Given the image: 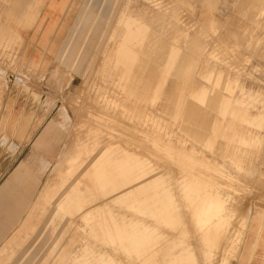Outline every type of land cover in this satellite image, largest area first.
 I'll return each mask as SVG.
<instances>
[{
	"label": "rangeland",
	"instance_id": "1",
	"mask_svg": "<svg viewBox=\"0 0 264 264\" xmlns=\"http://www.w3.org/2000/svg\"><path fill=\"white\" fill-rule=\"evenodd\" d=\"M69 6L58 28L63 39L0 41V75L19 82L0 89V115H9L0 120V141L8 143L0 144V164L29 157L17 143H29L46 123L57 137L54 161L37 150L30 156L52 165L3 256L24 264H171L184 251L180 243L194 248L189 256L197 264L220 246L217 264H264V0H70ZM30 49L38 50L33 59ZM19 65L21 72H12ZM6 97L20 104L4 103ZM20 128L29 135L18 136ZM206 190L213 201L205 200L204 220L217 227L198 214L204 208L196 198Z\"/></svg>",
	"mask_w": 264,
	"mask_h": 264
},
{
	"label": "crops",
	"instance_id": "2",
	"mask_svg": "<svg viewBox=\"0 0 264 264\" xmlns=\"http://www.w3.org/2000/svg\"><path fill=\"white\" fill-rule=\"evenodd\" d=\"M69 3L70 0H0V41L20 42L45 39L52 43L63 39V32L58 33V28L62 21L67 19L64 16H67L65 13L67 14L70 7ZM38 25L40 32H36ZM42 29H45L44 32H41ZM34 50L28 51L31 59L35 55ZM37 56H41V54L39 53ZM3 70L2 60L0 61V73ZM12 72L20 73L21 65L14 67ZM17 83L19 82L15 84L4 82L0 75V89L7 87L17 89L19 88ZM7 84L8 86H6ZM18 99L14 98L13 100L6 97L4 103L10 104L9 100H13V104L19 105ZM8 119V114L0 115L1 121ZM29 120L34 121L33 118ZM46 125L47 123L33 135L29 143L24 145L17 143V146L19 152L23 150L30 156L37 150L41 155L43 154L45 161L50 163L57 157V137L51 128H46ZM22 129L24 128L19 129L18 136L25 135L24 130L21 131ZM28 133L25 137L29 135ZM0 136L2 138L3 133ZM0 144L4 146L8 143L2 144L0 141ZM30 156L22 157L14 164H0V254H2L0 255V264H24L20 261V257L16 261L10 262L8 257L3 256L2 250L9 244L13 234L22 231L27 213L41 190L43 180L52 165L41 164V162L38 164L31 160Z\"/></svg>",
	"mask_w": 264,
	"mask_h": 264
},
{
	"label": "bare ground",
	"instance_id": "3",
	"mask_svg": "<svg viewBox=\"0 0 264 264\" xmlns=\"http://www.w3.org/2000/svg\"><path fill=\"white\" fill-rule=\"evenodd\" d=\"M129 2H130V1H129ZM160 4H161V3H160ZM123 10H124V9H123ZM180 15H181V14H180ZM122 16H123V15H122ZM124 16H125V15H124ZM182 16H183V15H182ZM190 16H191V14H190ZM82 17H83V16H82ZM180 17H181V16H180ZM180 17H179V18H180ZM184 18H185V17H184ZM184 18L182 19V21L184 20ZM125 19H127V17H126ZM120 20H121V18H120ZM126 21H128V20H126ZM186 22H187V21H186ZM216 23H217V22H216ZM121 24H122V23H121ZM127 24H128V23H127ZM187 24H189V23H187ZM190 24H191V23H190ZM211 24H213V23H211ZM214 25H215V24H214ZM214 25H213V26H214ZM216 28H217V27H216ZM75 30H76V29H75ZM145 33H146V32H145ZM153 36H154V35H153ZM157 36H158V35H157ZM156 38H157V37H156ZM154 40H155V39H154ZM109 41H112V40H108V42H109ZM134 41H135V40H134ZM113 42H114V38H113ZM131 43H132V42H131ZM106 44H107V43H106ZM108 44H109V43H108ZM110 44H111V43H110ZM112 45H113V44H112ZM127 45H128V44H127ZM148 45H149V44H148ZM105 50H106V49H105ZM115 51H116V50H115ZM107 54H108V53H107ZM140 54H141V53H140ZM138 55H139V54H138ZM107 56H108V55H107ZM107 56H106V57H107ZM125 56H126V55H125ZM134 57H135V56H134ZM104 58H105V57H104ZM137 58H138V57H137ZM141 58L143 59V57H141ZM105 59H106V58H105ZM102 60H103V59H102ZM137 60H138V59H137ZM103 63H104V62H103ZM101 64H102V62H101ZM118 64H119V63H118ZM245 64H246V63H245ZM125 65H126V64H125ZM102 66H103V65H102ZM139 67H140V66H139ZM143 67H144V66H143ZM143 67H142V68H143ZM128 69H129V68H128ZM131 69H133V68H131ZM133 72H134V71H133ZM134 73H135V72H134ZM132 76H133V75H132ZM134 76H135V74H134ZM137 76H138V75H137ZM120 78H121V77H120ZM133 79H134V78H133ZM128 80H129V79H128ZM121 82H123V81H121ZM97 83H99V82H97ZM153 87H154V86H153ZM109 89H110V88H109ZM89 92H90V91H89ZM122 93H123V92H122ZM132 93H133V92H132ZM128 94H129V93H128ZM130 95H131V94H130ZM130 95H128L127 97H130ZM86 96H87V95H86ZM131 96H132V95H131ZM143 99H144V98H143ZM140 100H141V99H140ZM144 100H145V99H144ZM105 101H106V100H105ZM138 101H139V100H138ZM147 101H148V100H147ZM139 102H140V101H139ZM102 103H103V102H102ZM146 103H147V102H146ZM144 108H146V106H145ZM148 109H149V108H148ZM150 109H151V108H150ZM150 109H149V110H150ZM145 111H146V110H145ZM102 112H103V111H102ZM105 112H106V111H105ZM111 112H112V111H111ZM155 112H156V111H155ZM157 112H158V111H157ZM161 114H162V113H161ZM159 116H160V115H159ZM92 117H93V116H92ZM168 117H169V115H168ZM167 119H168V118H167ZM97 120H98V119H97ZM171 122H172V121H171ZM148 123H150V122H148ZM156 123H157V122H156ZM108 124H109V123H108ZM255 124H256V123H255ZM151 126H153V125H151ZM155 126H156V125H155ZM157 127H158V126H156V128H157ZM150 130H151V129H150ZM142 132H143V131H142ZM145 132H146V131H145ZM152 132H153V131H152ZM158 132H159L160 134L163 133V132L161 133L160 130H158ZM143 133H144V132H143ZM144 134H145V133H144ZM168 134H169V133H168ZM107 135H108V134H107ZM132 135H133V134H132ZM135 135H136V134H135ZM158 135H159V134H158ZM141 136H142V135H141ZM162 136H163V135H162ZM164 136H165V135H164ZM150 137H151V136H150ZM153 137H154V136H153ZM158 137H159V136H158ZM171 137H172V136H171ZM105 138H106V137H105ZM134 138H136V137H134ZM139 138H141V137H139ZM142 138H145V139H146L147 137H142ZM155 138H156V137H155ZM163 138H164V137H163ZM151 139H152V138H151ZM151 139H150V141H151ZM174 139H175V138H174ZM132 140H133V139H132ZM136 140H138V139H136ZM139 140H140V139H139ZM139 140H138V142H141V141H139ZM152 140H153V139H152ZM160 140H162V139H160ZM175 140H176V139H175ZM133 142H134V140H133ZM136 142H137V141H136ZM164 142H165V141H164ZM164 142H163V143H164ZM167 142H168V141H167ZM141 143H142V142H141ZM141 143H140V144H141ZM150 143H151V142H150ZM155 144H156V143H155ZM181 144H182V143H181ZM103 145H105V144H103ZM121 145H122V144H121ZM145 145H146V143H145ZM174 145H176V142H175ZM106 146H107V145H106ZM106 146H105V147H106ZM142 146H143V145H142ZM151 146H152V145H151ZM159 146H160V145H159ZM163 146H164V145H163ZM166 146L169 147L168 145H166ZM107 147H108V146H107ZM138 147H139V146H138ZM180 147H181V146H180ZM144 148H145V147H144ZM148 148L150 149V147H148ZM154 148H157V147L154 146ZM154 148H153V150H155ZM162 148H163V147H162ZM105 149H106V148H105ZM132 149H133V148H132ZM132 149H131V150H132ZM151 149H152V148H151ZM151 149H150V150H151ZM157 149H158V148H157ZM170 149H172V148H170ZM258 149H259V148H258ZM122 150H123V149H122ZM133 150H134V149H133ZM133 150H132V151H133ZM163 150H164V148H163ZM167 150H168V149H167ZM92 151H93V150H92ZM128 151H130V150H128ZM132 151H130V154H131ZM145 151H147V150H145ZM156 151H157V150H155V152H156ZM170 151H171V150H170ZM174 151H175V150H174ZM180 151H181V149H180ZM147 152H148V151H147ZM153 152H154V151H153ZM166 152H167V151H166ZM133 153H135V152H133ZM138 153H139V152H138ZM148 153H149V152H148ZM150 153H151V152H150ZM157 153H159V152H157ZM168 153H169V152H168ZM168 153H167V154H168ZM174 153H175V152H174ZM180 153H181V152H180ZM143 154H144V153H143ZM151 154H152V153H151ZM151 154H150V156L153 155V154H152V155H151ZM171 154H172V153H171ZM81 155H82V154H81ZM81 155H80V156H81ZM88 155H89V154H88ZM115 155H116V153H115ZM154 155H155V153H154ZM76 156H77V155H76ZM138 156H139V154H138ZM140 156H141V155H140ZM159 156H160V155H159ZM161 156H162V154H161ZM163 156H165V154H164ZM176 156H177V155H176ZM176 156H175V158H178V157H176ZM178 156H181V155H178ZM85 157H86V156H85ZM85 157H84V158H85ZM113 157H114V156H113ZM116 157H117V156H116ZM154 157H155V156H154ZM183 157H184V156H183ZM79 158H80V157H79ZM84 158H83V159H84ZM89 158H90V157H89ZM144 158H145V157H144ZM144 158H143V159H144ZM147 158H148V157H147ZM147 158H146V159H147ZM152 158H153V156H152ZM152 158H150V159H152ZM168 158H170V157H168ZM171 158H172V156H171ZM190 158H191V157H190ZM75 159H76V158H75ZM81 159H82V158H81ZM81 159H79V160H81ZM83 159H82V160H83ZM93 159H94V158H93ZM111 159H112V158H111ZM115 159H116V158H115ZM115 159H114V160H115ZM150 159H149V160H150ZM158 159H159V157L157 158V160H158ZM160 159H161V157H160ZM160 159H159V160H160ZM178 159H179V158H178ZM178 159H177V160H178ZM180 159H181V158H180ZM73 160H74V159H73ZM73 160H72V161H73ZM82 160H81V161H82ZM94 160H95V159H94ZM141 160H142V159H141ZM181 160H182V159H181ZM87 161H88V160H87ZM139 161H140V159H139ZM145 161H146V160H145ZM145 161H144V162H145ZM166 161L169 162L168 160H166ZM75 162H76V161H75ZM85 162H86V161H85ZM116 162H117V161H116ZM176 162H177V161H176ZM99 163H100V162H99ZM155 163H156V162H155ZM157 163H158V162H157ZM109 164H110V163H109ZM113 164L115 165V163H113ZM149 164H150V163H148V165H149ZM176 164H178V163H176ZM179 164H181V163H179ZM75 165H76V167H77V164H74V166H75ZM82 165H84V164L82 163ZM82 165H81V166H82ZM92 165H93V164H92ZM107 165H108V164H107ZM116 165H117V164H116ZM172 165H173V163H172ZM78 166H80L79 163H78ZM102 166H103V165H102ZM118 166H119V164H118ZM121 166H122V165H120V167H121ZM82 167H83V166H82ZM93 167H94V166H93ZM100 167H101V166H100ZM103 167H105V166H103ZM103 167H101V168H103ZM174 167H175V165H174ZM89 168H90V166H89ZM94 168H95V167H94ZM94 168H93V169H94ZM97 168H99L98 165H97L96 169H97ZM112 168H113V167H112ZM175 168H176V167H175ZM83 169H84V168H83ZM87 169H88V168H87ZM104 169H105V168H104ZM116 169H117V168H116ZM142 169H143V168H142ZM84 170H85V169H84ZM98 170H99V169H98ZM59 171H60V170H59ZM91 171H92V170H91ZM114 171H116V170H113V172H114ZM171 171H172V170H171ZM89 172H90V171H89ZM89 172H88V173H89ZM93 173H95V172H93ZM170 173H171V172H170ZM173 173H174V171H173ZM175 173H176V172H175ZM91 174H92V172H91ZM97 174H98V173H97ZM119 174H120V173H119ZM92 175H94V174H92ZM103 175H104V174H103ZM103 175H102V176H103ZM115 175H117V174H115ZM170 175H171V174H170ZM99 176H100V174H99ZM93 177H94V176H93ZM96 177L98 178V176H96ZM170 177H171V176H170ZM170 177H169V178H170ZM176 177H177V175H176ZM176 177H175V178H176ZM101 178H103V177H101ZM118 178H119V177H118ZM82 179H83V178H82ZM122 179H123V178H122ZM177 179H178V178H177ZM98 180H100V178H99ZM187 180H188V179H186V181H187ZM180 181H181V180H180ZM193 181H194V180H192L191 182H193ZM142 182H143V181H142ZM169 182H170V181H169ZM175 182H176V181H175ZM181 182H183V180H182ZM181 182H180V184H182ZM189 182H190V181H189ZM191 182H190V183H191ZM194 182H195V181H194ZM198 182H199V181H198ZM98 183H99V182H98ZM166 183L168 184V182H166ZM184 183H185V182H184ZM184 183H183V185H181V187L184 186V185H186V183H188V182H186L185 184H184ZM195 183H196V182H195ZM175 184H176V183H175ZM77 185H78V184H77ZM104 185H105V183H104ZM192 185H194V184H192ZM192 185H191V186H192ZM198 185H199V184H198ZM81 186H82V184H81ZM105 186H106V185H105ZM76 187H78V186H76ZM79 187H80V186H79ZM84 187H86V186L84 185ZM100 187H101V186H100ZM145 187H146V186H145ZM193 187H194V186H193ZM195 187H196V186H195ZM199 187H200V186H199ZM102 188H103V187H102ZM188 188H189V187H188ZM197 188H198V187H197ZM84 190H85V189H84ZM177 190H178V189H177ZM190 190H191V188H190ZM190 190H189V193H190ZM112 191H113V190H112ZM174 191H175V190H174ZM174 191H173V192H174ZM195 191H196V190H195ZM177 192H178V191H177ZM206 192H207V190H206ZM208 192H210V191H208ZM208 192H207L206 194H204L202 197H200V194H201V193H200L199 196H198L196 199H197V200H200L202 203H207V201H208V202L210 201L211 204H212L213 199H212V201H211L209 198H207V197H208V194H210V193H208ZM211 192H212V191H211ZM192 193H194V192H192ZM107 194H108V193H107ZM109 195L111 196V194H109ZM115 195H116V194H115ZM164 195H165V194H164ZM211 195H213V193H211ZM217 196H218V194H214V198L216 197V199H218ZM94 197H95V196H94ZM114 197H115V196H114ZM192 197H194V196H192ZM218 197H219V196H218ZM187 198H188V197H187ZM210 198H212V196H210ZM206 199H209V200L205 201ZM219 199H220V201H221L222 197L220 196ZM187 200H188V199H187ZM197 200H196V201H197ZM214 201H215V200H214ZM217 201H218V200H217ZM217 201H216L215 206H217V204H219V203H217ZM121 202H122V201H121ZM183 202H185V201L183 200ZM186 202H187V201H186ZM191 202H192V201H191ZM210 202H209V204H210ZM218 202H219V201H218ZM178 203H179V202H178ZM188 203H189V202H188ZM197 203L200 205L199 201H198ZM202 203H201V206H202V208H204V209H202V210H203V213L201 214V213L199 212V211H202V210H200V209L198 210V208H200L199 205H198V207H197L195 210H198L197 213L199 212L198 214H199L200 216H202L201 218L204 220V219H206V216H208V215H206V211H208V210H207V206H208L209 204L207 203V204L205 205V204H202ZM172 204H173V203H172ZM211 204H210V205H211ZM177 205H178V204H177ZM177 205H176V206H177ZM188 205H190V204H188ZM193 206H194V205H193ZM196 206H197V205H195V207H196ZM215 206L213 207L214 209L216 208ZM219 206H220V205H218V207H219ZM150 207H151V206H150ZM191 207H192V206H191ZM165 208H166V207H165ZM221 208H222V205L220 206V209H221ZM216 209H217V208H216ZM85 210H86V209H85ZM88 210H89V208H88ZM164 210H165V209H164ZM167 210H168V209H167ZM191 210H192V209H191ZM193 211H194V210H193ZM215 211H216V210H215ZM86 212H88V211H86ZM146 212H147V211H146ZM169 212H170V211H169ZM185 212H186V211H185ZM80 213H81V212H80ZM88 213H89V212H88ZM88 213H86V214L88 215ZM171 213H172V212H171ZM178 213H179V212H178ZM178 213H177V214H178ZM188 213H189V212H188ZM195 213H196V211H195ZM89 214H91V213H89ZM97 214H98V213H97ZM182 214H183V213L181 212V214L179 213L178 215H180V217H181ZM185 214H186V213H185ZM209 214H210V213H209ZM213 214H214V213H213ZM222 214H223V213H222ZM178 215H176V216H178ZM186 215H187V214H186ZM186 215H185V216H186ZM190 215L192 216L193 214H190ZM195 215H197V214H194V216H195ZM224 215H225V214H224ZM83 216H84V215H83ZM85 216H86V215H85ZM194 216H193V220L196 221L197 218L199 219V217L196 218V217H194ZM209 216H210V215H209ZM212 216H213V215H212ZM212 216H211V217H212ZM225 216H226V215H225ZM225 216H223V217H225ZM170 217H171V216H170ZM172 217H173V216H172ZM186 217H187V216H186ZM188 217H189V216H188ZM221 217H222V216H221ZM164 218H165V217H164ZM178 218H179V217H178ZM194 218H195V219H194ZM227 218H228V217H227ZM180 219H181V218H180ZM187 219H188V218H187ZM189 219H190V218H189ZM198 219H197V220H198ZM56 220H57V219H56ZM174 220H175V219H174ZM176 220H177V219H176ZM184 220H185V219H184ZM203 220H202V222H203ZM209 220L211 221V219H209ZM209 220H208V221H209ZM212 220H213V219H212ZM227 220H228V219H227ZM164 221H166V220L164 219ZM185 221H186V220H185ZM185 221H183V223H184ZM188 221H189V220H188ZM205 221H206V220H204V222H205ZM208 221H206L205 224H206ZM228 221H229V220H228ZM189 222H191V221H189ZM192 222H194V221H192ZM192 222H191V224H192ZM196 222H197V221H196ZM198 222H199V220H198ZM198 222H197V225H198ZM202 222H200V224H201ZM204 222H203V223H204ZM211 222H212V221H211ZM225 222H226V224H227V221H225ZM194 223H195V222H194ZM194 223H193L192 225L195 226ZM209 223H210V222H209ZM214 223H215V221H214ZM229 223H230V222H229ZM188 224H189V223H188ZM188 224H187V225H188ZM211 224H213V222H212ZM215 224H216V223H215ZM66 225H68V224H66ZM180 225H181V224H180ZM192 225H191V226H192ZM197 225H196V226H197ZM208 225H209V224H207V226L205 225L204 230H206V227L208 228ZM230 225L232 226L231 223H230ZM185 226H186V224H185ZM196 226H195V227H196ZM198 226H201V227H202L203 225H198ZM198 226H197V227H198ZM213 226H215V225L213 224ZM213 226L211 227V230H212V229H215ZM227 226L229 227V225H227ZM66 227H67V226H66ZM71 227H72V226H71ZM195 227H193V228H195ZM197 227H196V230H197ZM201 227H198V229L201 228ZM203 227H204V226H203ZM203 227H202V229H203ZM215 227H217V226H215ZM225 227H226V226H225ZM230 228H231V227H229V229H230ZM34 229H35V228H34ZM34 229H33V230H34ZM190 229H191V228H190ZM202 229H199V230H201V231L198 230V231H197V234H198V232H200V233L202 234V231H203ZM231 229H232V228H231ZM243 229H244V228H243ZM27 230H28V229H27ZM172 230H173V229H172ZM175 230H176V229H175ZM180 230H181V229H180ZM216 230L218 231V233H220V231H219L220 229L218 230V229L216 228ZM41 231H42V230H41ZM190 231H191V230H190ZM193 231L196 232L195 229H194ZM207 231H208V230H207ZM207 231H206V232H207ZM217 231H216V234H217ZM226 231H227V228H226ZM235 231H236V230H235ZM235 231H234V232H235ZM229 232H230V230H229L228 232H226V233H229ZM234 232H233V233H234ZM33 233H34V232H33ZM173 233H174V232H173ZM226 233H225V235H226ZM242 233H243V232H242ZM151 234H152V233H151ZM193 234H194V233H193ZM195 234H196V233H195ZM195 234H194V235H195ZM204 234H205V233H204ZM221 234H223V233L221 232ZM235 234H237V233H235ZM38 235H39V234H38ZM176 235H177V234H176ZM194 235H193V237H195ZM223 235H224V234H223ZM225 235H224V236H225ZM229 235H230V233H229ZM233 235H234V234H233ZM152 236H153V235H152ZM161 236H162V235H161ZM174 236H175V235H174ZM178 236H179V235H178ZM197 236H198V235H197ZM197 236H196V237H197ZM215 236L217 237V235H215ZM224 236H223V237H224ZM227 236H228V235H227ZM231 236H232V234L229 236V238H230ZM237 236H238V235H236V236H234V237L232 236V237L235 238V237H237ZM25 237H26V236H25ZM171 237H172V236H171ZM171 237H170V238H171ZM185 237H186V236H185ZM185 237H184V239H185ZM189 237H190V236H189ZM200 237H201V236H200ZM206 237H207V236H203L202 239H204V238H206ZM221 237H222V235H221ZM221 237H220V238H221ZM241 237H242V236H241ZM241 237H240V238H241ZM145 238H146V237H145ZM166 238H167V237H166ZM12 239H13V238H12ZM45 239H46V238H45ZM167 239H168V238H167ZM172 239H173V238H172ZM190 239H192V238L190 237ZM193 239H194V238H193ZM196 239H198V238H196ZM196 239H195V241H196ZM199 239H200V238H199ZM199 239H198V241L201 240V239H200V240H199ZM207 239H210V238L208 237ZM207 239H206V240H207ZM217 239H219V237H218ZM222 239H224V238H222ZM235 239H236V238H235ZM237 239H238V238H237ZM46 240H47V239H46ZM162 240H163V237H162ZM177 240H178V239H177ZM177 240L175 239V242H176ZM224 240H225V239H224ZM227 240H228V239L226 238L225 243H227ZM230 240H232V238H231ZM239 240H240V239H239ZM11 241H12V240H11ZM37 241H38V240H37ZM170 241H171V240H170ZM182 241H183V240H182ZM187 241H188V240H187ZM187 241H186V243H187ZM190 241L192 242V240H189V242H190ZM202 241H203V240H202ZM209 241H210V240H209ZM217 241H218V240H217ZM222 241H223V240H222ZM233 241H234V240H233ZM233 241H231V242H233ZM236 241H237V240H235V242H236ZM8 242H9V241H8ZM163 242H164V241H163ZM179 242H181V240H179ZM191 242H190V243H191ZM193 242H194V240H193ZM196 242H197V241H196ZM196 242H194V244H196ZM200 242H201V241H200ZM200 242L197 243V244H201V243H202V242H201V243H200ZM206 242L208 243V241H206ZM211 242H212V241H211ZM211 242H210V243H211ZM228 242L230 243V241H228ZM10 243H11V242H10ZM167 243H168V242H167ZM207 243H206V244H207ZM221 243H222V242H221ZM225 243H224V244H225ZM233 243H234V242H233ZM233 243H232V244H233ZM239 243H240V242H239ZM25 244H26V243H25ZM176 244H177V242H176ZM176 244H175V245H176ZM182 244H183V245H186L185 243H182ZM187 244H188V243H187ZM192 244H193V243H192ZM194 244H193V246L196 247L197 245L195 246ZM203 244H205V241H204ZM211 244H212V243H211ZM216 244H218V242H217ZM224 244H223V245H224ZM236 244H237V243H236ZM10 245H11V244H10ZM10 245H9V246H10ZM42 245H43V244H42ZM152 245H153V244H152ZM169 245H170V244H169ZM172 245H173V244H172ZM179 245H180V246H179ZM179 245H178V246L180 247V249H183V250H184L183 252H182V250H181V251H180L181 253L179 252L180 254H179V253H176L177 256H178V254L180 255V256H178V257H181V260L178 259V257H176V258H177L176 260H178V261L180 260V261H179L180 263L177 261L179 264H197V262H198V263L200 262V261L196 260L197 257L195 258L192 254H191L192 256H189V255H190V252L193 251L192 249H194V248L191 247V248H192L191 251H190V250L187 251L186 248H181V244H180V243H179ZM190 245H191V244H190ZM201 245H202V244H201ZM201 245H200V246H197V247L199 248V247H201ZM214 245H215V244H213V246H214ZM219 245H220V243H219ZM219 245H217V246H219ZM225 245H226V244H225ZM228 245H229V244L227 243V246H228ZM12 246H13V245H12ZM156 246H158V245H156ZM176 246H177V245H176ZM205 246H206V245H204V247H205ZM215 246H216V245H215ZM215 246H214V247H215ZM238 246H239V245H238ZM3 247H4V246H3ZM6 247H7V246H6ZM14 247H15V246H14ZM20 247H21V246H20ZM179 247H178V248H179ZM183 247H184V246H183ZM197 247H196V249H197ZM204 247L202 246L201 248H204ZM209 247H210V246H209ZM211 247H212V246H211ZM224 247H225V246H223V249H224ZM187 248H188V246H187ZM205 248H206V247H205ZM212 248H213V247H212ZM212 248H211V249H212ZM216 248H217V247H216ZM216 248H213V250H215ZM220 248H221V246L219 247V249H220ZM228 248H229V247H228ZM0 249H1V248H0ZM4 249H5V248H4ZM14 249H15V248H14ZM155 249H156V248H155ZM155 249H154V250H155ZM207 249H208V248H207ZM207 249H206V250H207ZM211 249H210V250H211ZM219 249L217 248V250H218L217 252L220 251ZM158 250H159V249H158ZM158 250H157V251H158ZM160 250H161V249H160ZM176 250H177V249H176ZM197 250H201V249L199 248V249H197ZM225 250H226V249H225ZM2 251H3V250H2ZM14 251H15V250H14ZM178 251H179V250H178ZM178 251H176V252H178ZM195 251H196V250H195ZM195 251H194V252H195ZM202 251H203V250H202ZM202 251H201V252H202ZM204 251H205V250H204ZM208 251H209V249H208ZM208 251H207V252H208ZM215 251H216V250H215ZM6 252H7V251H6ZM154 252H155V251H154ZM207 252H205V253H206L205 255H206L207 257H206V256H203V257H204V260H205V261L203 260L204 264H205V263H211V261H212L215 257H217V255H215V254H217V252H214V253H213V252L210 251V252H208V254H207ZM159 253H160V251H159ZM192 253H193V252H192ZM220 253H221V252H220ZM21 254H22V253H21ZM174 254H175V252H174ZM174 254H173V255H174ZM176 254H175V256H176ZM199 254H200V252H198V254L195 253L194 255H199ZM203 254H204V252H203ZM203 254L201 253V255H203ZM0 255H2V254H0ZM137 255H138V254H137ZM219 255H220V254H219ZM31 256H33V255H31ZM155 256H156V254H155ZM36 257H37V256H36ZM124 257H125V256H124ZM160 257H161V256H160ZM190 257H193L195 260H194V259H191ZM201 257H202V256H201ZM142 258H143V257H142ZM207 258H208V259H207ZM117 259H118V258H117ZM138 259H139V258H138ZM197 259H198V258H197ZM200 259H201V258H199V260H200ZM202 259H203V258H202ZM202 259H201V260H202ZM145 260H146V259H145ZM165 260H166V259H165ZM193 260H194V261H197V262H194ZM206 260H207V262H206ZM222 260H223V259H222ZM121 261H122V260H121ZM155 261H158V260H155ZM159 261H160V260H159ZM172 261H173V259H172ZM174 261H175V260H174ZM215 261H216V258H215L214 262H213V261H212V262L215 264V263H216ZM218 261H219V260H218ZM218 261H217V262H218ZM146 262H147V261H146ZM175 262H176V261H175ZM175 262H174V263H175ZM177 262H176L175 264H178ZM203 262L201 261V263H203ZM135 263H136V262H135ZM158 263H160V262H158ZM165 263H166V262H165ZM170 263H171V261H170ZM174 263H171V264H174ZM127 264H129V263H127ZM144 264H145V263H144ZM211 264H212V263H211ZM216 264H217V263H216ZM220 264H223V263H220ZM233 264H234V263H233Z\"/></svg>",
	"mask_w": 264,
	"mask_h": 264
}]
</instances>
